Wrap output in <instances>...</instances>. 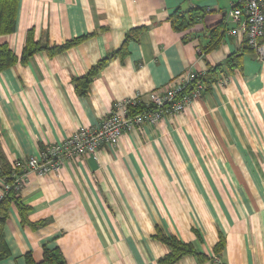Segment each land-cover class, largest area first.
<instances>
[{
    "label": "crops",
    "instance_id": "obj_1",
    "mask_svg": "<svg viewBox=\"0 0 264 264\" xmlns=\"http://www.w3.org/2000/svg\"><path fill=\"white\" fill-rule=\"evenodd\" d=\"M236 1L18 0L15 30L0 36L17 56L29 29L52 45L92 35L0 71L7 162L97 125L115 102L146 100L185 71L203 73L240 52L241 38L228 33L227 12ZM193 9V23L175 30L170 16ZM216 26L220 41L205 50ZM139 27L126 54L112 56L87 94H78L72 78ZM19 190L28 221L44 223H22L11 202L2 227L9 256L0 264H26L28 254L40 261L44 245L57 246L65 264H158L169 246L154 237L157 231L208 257L199 262L186 254L173 264H264V62L247 50L240 67L220 72L179 115L135 127L57 172L30 171Z\"/></svg>",
    "mask_w": 264,
    "mask_h": 264
},
{
    "label": "built area",
    "instance_id": "obj_2",
    "mask_svg": "<svg viewBox=\"0 0 264 264\" xmlns=\"http://www.w3.org/2000/svg\"><path fill=\"white\" fill-rule=\"evenodd\" d=\"M227 16L232 24L228 33L240 37L254 51L256 58L264 62V0H237ZM197 75L198 72L187 70L160 89L151 91L148 103L152 106L147 110L127 115V106L134 105L139 97L115 102L97 125L79 127L59 142L43 144L38 155L16 159L12 166L20 173L15 176L12 186L21 189L30 171L42 175L57 172L67 160L95 156L103 145H115L123 133L135 127L155 125L167 117L179 115L199 100L204 92L202 82H197L189 94L184 92ZM10 188L11 184L1 182L0 200Z\"/></svg>",
    "mask_w": 264,
    "mask_h": 264
},
{
    "label": "trees",
    "instance_id": "obj_3",
    "mask_svg": "<svg viewBox=\"0 0 264 264\" xmlns=\"http://www.w3.org/2000/svg\"><path fill=\"white\" fill-rule=\"evenodd\" d=\"M17 8L18 0H0V36L8 35L14 32L16 26ZM188 12L189 14L186 15L181 11L176 10L170 16L171 25L175 30H184L193 23V16L195 15L194 13H197L198 10L193 9ZM218 27L219 26H216L209 30L211 37L210 41L208 42V46L205 47V50H209L218 45L221 35V32L218 30ZM141 29L142 28L139 27L133 28L128 31L125 35L124 42L119 49L110 52V54H108L106 57L97 61L81 77L72 78V83L74 84L76 92L80 95H86L89 89L90 82L100 73V71L107 64L108 60L116 54L120 56L126 54V43L130 39H133L136 33ZM90 35L92 34L67 40L63 44L52 45L47 40L40 41L36 39L34 37L33 29H29L25 34L24 44L22 47L21 54L19 56H17L12 51L7 42L0 43V71L14 65L16 62L25 63L34 53L38 51L43 50L49 55L62 52L78 44ZM247 50L252 51V49L246 44V42H243V49L240 52H233L226 57L224 62L209 67V69L203 73H198L197 77L186 86L184 92L189 94L191 90H193V88L196 86L197 82H202L205 86L203 92L204 94L208 90L209 84L217 80L220 72H231L235 68L241 66L243 53ZM148 100L149 97L146 100L139 97L134 105L127 106V115H134L136 113L147 110L148 108H151L152 105L148 103ZM43 147V144H41L40 149H42ZM19 173L20 171L17 168H13L12 163L10 164L7 162L0 148V179L3 182L11 184V188L5 191L2 199L0 200V260L9 256V250L3 238L2 227L7 216L9 204L11 202H15L17 204L22 223L31 225L32 227L40 226L44 223V221L37 223H31L28 221L26 216L27 207L23 205L19 199L20 190L12 186L15 176ZM154 237L169 246V251L164 256L158 259V264H173L180 257L186 254L195 256L197 261L199 262L208 260V257L198 251L191 243L183 242L174 236H165L160 231H157ZM222 246L223 238L220 237L219 241L214 246V251L216 255L220 253ZM26 264H65V260L60 249L57 246L48 247L47 245H44L42 259L40 261H35L28 254L26 255Z\"/></svg>",
    "mask_w": 264,
    "mask_h": 264
}]
</instances>
